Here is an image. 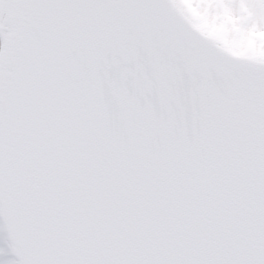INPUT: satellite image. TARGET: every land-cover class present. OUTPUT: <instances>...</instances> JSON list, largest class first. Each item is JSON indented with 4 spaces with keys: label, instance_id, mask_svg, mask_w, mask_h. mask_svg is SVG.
Here are the masks:
<instances>
[{
    "label": "snow or ice",
    "instance_id": "1",
    "mask_svg": "<svg viewBox=\"0 0 264 264\" xmlns=\"http://www.w3.org/2000/svg\"><path fill=\"white\" fill-rule=\"evenodd\" d=\"M4 231L0 264H264V0H0Z\"/></svg>",
    "mask_w": 264,
    "mask_h": 264
},
{
    "label": "rangeland",
    "instance_id": "2",
    "mask_svg": "<svg viewBox=\"0 0 264 264\" xmlns=\"http://www.w3.org/2000/svg\"><path fill=\"white\" fill-rule=\"evenodd\" d=\"M0 244H6V241H5V238H4V234H3V232H0ZM8 255H9L10 257H13L11 251H9Z\"/></svg>",
    "mask_w": 264,
    "mask_h": 264
},
{
    "label": "water",
    "instance_id": "3",
    "mask_svg": "<svg viewBox=\"0 0 264 264\" xmlns=\"http://www.w3.org/2000/svg\"><path fill=\"white\" fill-rule=\"evenodd\" d=\"M5 235H6V231H5ZM14 254V256H15V253H13Z\"/></svg>",
    "mask_w": 264,
    "mask_h": 264
}]
</instances>
